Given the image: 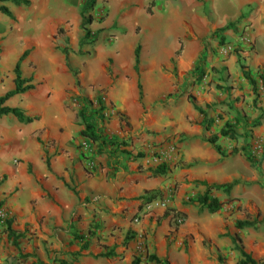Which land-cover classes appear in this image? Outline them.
Segmentation results:
<instances>
[{"label":"crops","instance_id":"crops-1","mask_svg":"<svg viewBox=\"0 0 264 264\" xmlns=\"http://www.w3.org/2000/svg\"><path fill=\"white\" fill-rule=\"evenodd\" d=\"M29 1V6L0 2V8L12 15L0 11V98L15 90V67L28 53L21 72L23 79H32L34 89L10 98L6 105L39 119L25 125L12 116L0 118V177L5 181L0 204L10 211L11 230L19 237L16 248L14 238L3 233L6 250L12 254L4 252L1 240L0 264H141L140 258L134 257L135 243L125 246L124 242L129 232L141 235L144 231L149 232L147 241L154 250L153 257L169 264H237L241 256L232 250V238L241 241L242 249L254 260H262L264 215L261 221L258 217L251 219L254 207L250 202L246 216L226 215L225 211L210 214L197 202L212 186H231L227 191L210 193L221 203L240 193H256L258 179L252 165L241 157L232 159L225 138L219 137L215 145L209 142L225 125H233L234 117H224L222 125L211 126L216 132L206 124L210 112L222 115L212 105L218 99L200 98L196 106L203 113L184 99L165 109L153 111L151 105L174 89L170 72L176 69L179 85H188L200 66L209 70L211 80L215 77V81L230 84L234 93L244 92L247 96L239 108H249L252 91L237 64L239 59L235 56L212 63L203 44L212 35L227 38L245 32L253 49L245 54L246 62L241 65L251 76L264 72V0H229L237 6L232 17L222 14L218 0H151L152 21H157L158 27L150 37L158 46L148 59L141 50L140 73L136 79L130 73V81L119 77L121 66L112 69L113 77L108 74L105 60L109 51L89 48L91 56H80L86 30L95 26L96 13L89 8V0ZM130 1L138 5L137 17L145 18V0ZM116 2L112 0L115 7ZM89 19L91 23L87 24ZM228 25L233 26L219 32ZM11 56L13 66L9 69L5 59ZM164 69L168 76H164ZM4 76L8 77L6 82ZM145 86L154 89L149 94ZM99 99L103 107L111 109L109 118L103 113L101 117L92 106ZM228 102L231 107L237 105ZM87 124L98 137L89 155L81 149L86 139L81 133ZM244 130L263 136L264 124ZM215 133L217 136L209 137ZM130 139V148L140 150L136 154L143 157L128 158L131 149L120 143L126 145ZM170 140L182 145L179 165L157 176L155 169L142 168L140 161L148 147ZM261 172L264 175V163ZM151 192L160 194L158 200L162 199L163 207L157 200L151 206H142L141 198ZM168 206L185 218L178 231L171 228V219H163L157 226V219L163 217ZM136 215H142L138 224L133 222ZM152 216L157 217L154 222ZM237 221L255 225L238 230ZM106 254L112 256L102 257Z\"/></svg>","mask_w":264,"mask_h":264},{"label":"rangeland","instance_id":"rangeland-1","mask_svg":"<svg viewBox=\"0 0 264 264\" xmlns=\"http://www.w3.org/2000/svg\"><path fill=\"white\" fill-rule=\"evenodd\" d=\"M118 2L116 7L112 4V0H89L88 5L89 8H91L92 11H94L95 16H93V20L95 21V26L93 27V30L88 31L90 33L89 37H86L85 39V45L80 51V56L82 57H89L91 56L89 48H96L99 47L102 49V52L109 51L110 55L105 60L106 65L108 66V74L113 77V71L114 67L121 66V72H119V77L122 78V80H131L130 73H134L135 79L137 78L136 75H139L140 70L138 72L135 70V51L138 47H140V53L143 49L145 51V57L148 59L151 56L152 50H154L158 45L154 44L155 39L151 38L150 35L154 33L156 28L158 27L157 21H152L153 19V13H152V7H151V0H145L146 6H145V18L144 17H137L136 8H138V5L136 2H127L128 0H117ZM127 2L126 4H124ZM218 3L220 5L219 9L222 11V14H226L230 17L234 16L236 14L237 6L236 4H232L229 0H218ZM124 4V5H122ZM251 12L242 15V17L239 20V23L244 20L246 16H249ZM235 27V26H234ZM227 39L231 41H227ZM166 41V39H164ZM149 41H151L149 43ZM182 44V42H181ZM203 47L206 51V55L208 57H211L212 63H220V62H226L229 58L235 57L238 60V66L240 67L241 64L246 62L245 54L248 52H251L253 49V42L250 39V36L242 32L240 34V31L236 32L234 37H219L218 34L214 37L210 36L206 41H204ZM109 49V50H108ZM143 51V52H144ZM207 59V57H205ZM13 56L5 59V67L11 68L13 66ZM209 58L207 59V61ZM215 69V68H214ZM212 71V70H211ZM136 72V73H135ZM146 73L150 71H145ZM215 75L217 70L212 71ZM174 76V89L170 94L167 96L165 95L162 100L156 101L151 105V110L156 109H165L167 107H170L176 102L177 100L184 99L188 105H191L192 108L196 106L198 103H200V98L206 97H212L213 99H218L217 102H213L212 105H216L218 109L221 111L222 115H218L215 112H210L209 117L210 119L207 120V126L215 128L218 125H222V120L224 121L225 118H230V116L234 117V124L232 125L233 128L239 129V131L243 130L244 133L237 134V138L234 140L230 139H224L226 142H229L227 146V151L229 152V155L232 159L241 157L245 160H247L252 167L254 168V173L256 176V180L258 181L255 184V195H246L240 193L239 197L233 198L232 200H228L223 203V207L221 211H225L226 215H235L239 214L241 216H246L247 212L249 211V208L246 207L247 203L250 202V206H253L254 213L250 214L251 219L257 218V221H261L264 211V175L261 172V166L262 163H264V135H254L253 131L244 130L245 128L251 129V128H258L256 127V123H259L261 126L264 124V90L258 89V94L255 95L253 92H251L253 96V100L248 102L249 108H239L241 107V100L246 99L245 93H234L233 87L229 86L230 84H224L221 81H215V77L213 80L210 79L209 70L202 69L200 66L197 67L193 71V76L188 80V85L183 84L179 85V81L177 80V70L175 69L174 72H170ZM164 76H168V70H163ZM76 77V74L74 75ZM217 77V76H216ZM252 77L257 80V83L260 84L259 74H253ZM8 77H3V82H6ZM139 79H141L142 82V75H140ZM218 79V77H217ZM248 83V82H247ZM250 86V84L248 83ZM76 87H80L79 85H76ZM144 88V86H143ZM145 88L148 89L149 94L152 89H154L151 86H145ZM250 89L252 91V87L250 86ZM135 90H138V86L135 87ZM227 92L228 94H225L224 92ZM242 92V90L240 91ZM220 95H223V98H221ZM228 95V97L226 96ZM227 97V98H226ZM209 99V98H208ZM230 101L232 104H237L234 106H230ZM103 100L99 99L95 103H92V106L95 107L96 111H98L97 114H99L102 117V113L108 112L111 109H107L105 106L103 107ZM111 106V105H110ZM112 108V106H111ZM235 109L237 112H235ZM251 113V116H254V118L250 119L247 117V113ZM83 113V112H82ZM114 114V113H113ZM112 114V115H113ZM86 115L83 113L82 118H84ZM225 117V118H224ZM106 118V117H105ZM107 118H109L107 116ZM111 119V118H110ZM212 119H216L215 122ZM222 119V120H221ZM121 122L125 124L127 128L130 127L128 124V121L126 119L120 118ZM211 122V123H210ZM89 125V124H87ZM212 128V127H211ZM212 128V129H213ZM209 134H210V129ZM216 131V129H213ZM218 131V130H217ZM216 131V132H217ZM242 131V132H243ZM211 132H213L211 130ZM236 132V131H235ZM217 136V133L212 134L209 137H215ZM221 140V139H220ZM230 140V141H229ZM131 139L129 140L128 144L123 142L120 143L124 146L128 147L129 144H131ZM130 148V146L128 147ZM131 150L128 151V158H138L140 153V150L130 148ZM182 145L180 143H176L174 141H166L165 143L161 145H154L148 147L145 157L141 159V163L144 164V167L142 168H148V169H157L160 165L166 164L169 168L178 166L180 163L181 155H182ZM133 157V158H132ZM5 181L1 180L0 177V192L2 191L4 187ZM173 191V190H172ZM174 192V191H173ZM162 199L157 200L156 203H160L159 207L162 204H164ZM192 202V201H191ZM242 203V205H240ZM154 204V203H153ZM152 204V205H153ZM151 206V205H150ZM0 209H4L8 215L9 218L5 222L0 223V231H3L6 227L8 222L11 220V214L10 211L5 208L4 206H1ZM158 209V208H156ZM153 210V209H152ZM151 211V210H150ZM220 211V212H221ZM154 211L149 212L147 214H152ZM207 212V211H206ZM208 213V212H207ZM219 213V212H218ZM237 213V214H236ZM177 214L172 209L165 210V214L163 217L157 219V226H161V222L163 219H168L170 221L171 219V228L173 231H178V228H181L185 223V218L182 215V218L179 219L178 222L172 219V215ZM181 215V213H179ZM201 214V213H199ZM217 214V213H216ZM142 216V215H141ZM141 216L139 218V215H136L133 219V222L135 224H138L142 219ZM168 216V217H167ZM157 218L156 216H152L151 221L154 222V219ZM143 234H132L134 232H129L127 234V237L125 239L124 245L130 244V242L135 243L134 246V257H139L141 260V264H157L154 261H151L152 257L154 256V250L152 247L148 245L147 237L149 235V232L144 231ZM174 232H172L173 234ZM2 235H0V242L4 243V252L8 253L11 251L6 250L7 242L4 238H2ZM138 235V237H137ZM170 238L171 236H167ZM188 244V243H186ZM233 245V244H232ZM242 247V243L237 242L235 245H233L232 250H236L239 252L238 248ZM150 248V249H149ZM240 253V252H239ZM261 264H264V258ZM232 262V261H231ZM11 264H14L13 262ZM128 264H132V262H128ZM134 264V263H133Z\"/></svg>","mask_w":264,"mask_h":264},{"label":"trees","instance_id":"trees-1","mask_svg":"<svg viewBox=\"0 0 264 264\" xmlns=\"http://www.w3.org/2000/svg\"><path fill=\"white\" fill-rule=\"evenodd\" d=\"M1 3H12L16 6H29L30 5V1L29 0H0ZM0 11L4 14H6L7 16H12L11 13L6 9V8H0ZM91 20H88L87 24H90ZM233 25H228L227 27H225L224 29L220 30L219 32H223L227 29H229L230 27H232ZM90 33L88 31H86V37H89ZM0 54H1V50H0ZM28 56V53H25L24 56L19 60V62L17 63L16 67H15V90L8 93L5 97L0 98V118L6 117V116H12L14 118H16L18 120L19 123L21 124H31L35 121H38L39 119L37 117H31L28 116L26 114L25 111L19 109V108H11L8 107L6 104L8 102V100L14 96L17 95H22L25 94L31 90L34 89V85H32V79L30 80H26L23 79L22 77V72H21V64L23 62V60ZM68 65L69 62L67 61ZM139 64H140V47H138L135 51V70L138 72L139 70ZM242 73L244 74V77L249 81L250 86L252 87V92L253 94L257 95L258 93V89H263L264 90V72L263 71H259V79H260V84L257 83V80L254 79L249 72H246V67L244 65L240 66ZM139 94H140V99L143 98V89H142V85L139 84ZM194 109L196 111H198L199 113H203V110L198 108L197 106H194ZM256 127L260 126L259 123H256L255 125ZM81 136L84 138H88L89 140H91L92 142H97L98 141V137H97V132L95 129H93L90 125H87L86 127V131L81 133ZM219 137H223L225 139H230V140H234L237 138L236 132L233 128L232 125L227 124L225 125L219 132L218 136L215 138H212L209 140V142L213 145L216 144V142L218 141ZM219 152V149H217ZM126 152V151H125ZM139 156L143 157L141 154H139ZM169 170V167L166 164L160 165L157 169H155L154 171V175H164L167 173V171ZM231 188V186L229 187H219V186H212V187H208V191L207 193L202 196L199 197L197 199V202L200 204V206L203 208L205 207L206 210L208 211V213L210 214H216L218 212H220L223 208V203H221L217 198L211 197L210 193L213 190H223V191H227ZM160 198V194L159 193H147L146 195H144L141 200H142V206L146 207L147 205H150L152 203H154L156 200H158ZM2 204H0V208H1ZM182 218V215L180 214H174L172 215V219L175 220L176 222L179 221V219ZM255 225L254 222H249V221H237L236 222V228L238 230H242V229H246V228H251ZM8 234V237L10 238H14V245L17 246V240H18V236L16 235L15 232H13L11 230V222L9 221L7 224L6 229H4V231H0V235L1 234ZM79 239H83L84 236L78 235ZM237 243V239L232 238V244L235 245ZM239 252H240V256H241V260L237 263V264H261L263 261H256L254 260L251 255L247 254L242 247L238 248ZM112 255L111 254H106L103 255L102 257L104 258H110ZM151 261L156 262L157 264H169L167 260H159L157 257H152ZM61 264H68L66 262H62ZM134 264H137V261H134Z\"/></svg>","mask_w":264,"mask_h":264},{"label":"built area","instance_id":"built-area-1","mask_svg":"<svg viewBox=\"0 0 264 264\" xmlns=\"http://www.w3.org/2000/svg\"><path fill=\"white\" fill-rule=\"evenodd\" d=\"M105 111L103 113V116L107 117L109 113H111V110L108 112H105ZM81 149L88 155L92 154L93 153V142L89 140L88 138H86L85 141L81 145ZM8 218H9L8 213L4 209H0V223L1 221L5 222L6 220H8Z\"/></svg>","mask_w":264,"mask_h":264}]
</instances>
